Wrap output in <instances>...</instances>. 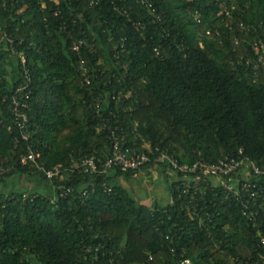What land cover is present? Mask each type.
<instances>
[{
	"label": "trees",
	"instance_id": "trees-1",
	"mask_svg": "<svg viewBox=\"0 0 264 264\" xmlns=\"http://www.w3.org/2000/svg\"><path fill=\"white\" fill-rule=\"evenodd\" d=\"M0 29L27 57L30 143L47 168L103 146L107 133L98 132L102 119L90 104L116 90L128 95L116 112L119 133L128 145L152 147L145 167L162 151L192 165L242 150L264 172V51L253 48L264 44V0H0ZM83 33L96 46L82 50L90 88L72 50ZM18 60L13 88L0 78V163L12 168L0 174V264H264V209L254 227L219 186L192 199L180 189L181 171L166 179L165 205L147 206L117 181L132 171L67 180L75 192L54 201L1 189L17 174L48 182L20 163L26 142L9 111ZM160 166L166 173L169 164ZM242 169L236 178L264 182Z\"/></svg>",
	"mask_w": 264,
	"mask_h": 264
},
{
	"label": "built area",
	"instance_id": "built-area-1",
	"mask_svg": "<svg viewBox=\"0 0 264 264\" xmlns=\"http://www.w3.org/2000/svg\"><path fill=\"white\" fill-rule=\"evenodd\" d=\"M52 1L58 3V0ZM6 38L7 37H5V34L0 29V44H4L5 41L8 42L10 44V51L19 57L22 66V78L12 91L9 102V111L12 116L13 127L17 130L19 139L26 142L27 151L21 156L20 163L22 165L35 167L39 172L45 175L48 183L54 188L55 196L51 197L53 201L57 196L64 197L67 194L75 192L76 188L68 186L65 183L67 180H74L75 177L109 175L117 170L123 172L132 171L134 172L133 174L136 175L142 168L147 166L151 161L150 154L153 153L151 145L145 141L143 148L147 151L140 148L138 149L134 144L128 145L126 136L119 133L120 125L119 118L116 117V112L122 107V102L127 100L128 95H124L123 91L116 92V90H114L113 93L117 94H113L112 96L100 94L95 96L90 104L98 117L102 119V128H100L98 132L103 133L105 130V133H107V141L103 146L88 156L72 157L68 165H57L53 168H47L44 163L40 161L41 155L38 150L30 143L32 130L30 128L29 118V99L32 95L33 79L30 69L27 66V57L25 53L15 50L11 38ZM83 48L88 49L90 52L96 50L94 42L90 41L84 33L74 37L72 50L77 52L80 56L78 70L80 71L84 84L90 88L92 77L90 74V67L87 65L82 55ZM253 48L260 53V51H264V44L255 41L253 43ZM155 51L159 54V48H155ZM260 60L264 63L263 57L260 56ZM124 69L128 70L126 66ZM91 94H93V91H91ZM103 111L112 115L114 120L111 121L107 118L105 116L106 113ZM242 154L243 152L240 150L236 158L226 156L214 163L199 160L190 165L180 164L178 159L174 158V156L169 155L166 151H162L159 156L155 157L154 164H169L168 170L175 171L176 173L178 171L183 172L184 175L180 179V189L182 188L184 191L188 192L192 190V199H196V196L204 197L207 188L210 186H219L224 192L226 200L234 198L240 202L242 214L252 222L251 224L254 227H256L259 210L264 209V182L251 184V181H246L248 180L247 178L246 180L236 178V174L240 169L243 170L242 168H245L250 173L253 171L255 175L264 174V172L259 169L255 162ZM11 170L12 168L10 166H5L2 162L0 163L1 175L8 174ZM212 179H215L216 182ZM103 187L108 193L113 191L112 186L106 183L103 184ZM80 190L83 195L87 194L83 188ZM27 198H29V196L25 194L24 199ZM194 213L198 215L196 210H194ZM262 244L264 247V237H262ZM84 247L86 252H91L90 246ZM29 264L35 263L31 262ZM182 264L195 263L191 258L187 257L182 260Z\"/></svg>",
	"mask_w": 264,
	"mask_h": 264
},
{
	"label": "crops",
	"instance_id": "crops-1",
	"mask_svg": "<svg viewBox=\"0 0 264 264\" xmlns=\"http://www.w3.org/2000/svg\"><path fill=\"white\" fill-rule=\"evenodd\" d=\"M0 78L4 81V88L7 90L13 88L14 84L20 78L18 57L10 51L9 47L6 44L0 45ZM166 170L168 172L166 171V173H163V169L160 165L151 164L150 166L141 169L138 173H136V175L132 174L127 178L118 176L117 181L120 184L124 185L127 189H129V191L133 195L138 191L136 190V187L138 186L153 188L155 181L159 180L161 176L164 177L165 181H167V177L172 182L174 180H177L178 174L175 171H170L168 169ZM124 178L127 181L123 180ZM137 178H139L140 180H136L137 183H132V181ZM121 181H123V183ZM3 186L4 191L7 192H40L51 197L55 196L54 188L50 183L42 182L36 177L27 175L17 174L9 179ZM146 201L147 202H144V200L140 199V202L147 206H152L155 203L161 204L157 198H149ZM170 202H172V195L168 203Z\"/></svg>",
	"mask_w": 264,
	"mask_h": 264
},
{
	"label": "rangeland",
	"instance_id": "rangeland-1",
	"mask_svg": "<svg viewBox=\"0 0 264 264\" xmlns=\"http://www.w3.org/2000/svg\"><path fill=\"white\" fill-rule=\"evenodd\" d=\"M127 181L125 178L123 179ZM136 180H140L139 178L132 181V183H137ZM214 182H216L215 179H212ZM123 183V181H121ZM4 186H2L1 189H3ZM136 190H138L133 196L140 201V199L144 200V202H147L146 200L149 198H157L158 201L165 205L168 203V201L171 198L170 192L168 190V184L167 181L164 180V177L161 176L159 180H156L153 188L144 187V186H138L136 187ZM199 264V263H197Z\"/></svg>",
	"mask_w": 264,
	"mask_h": 264
}]
</instances>
